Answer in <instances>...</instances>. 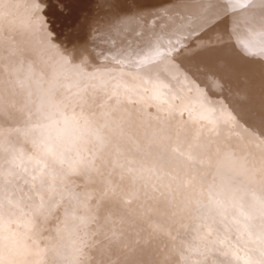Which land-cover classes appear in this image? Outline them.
<instances>
[{"label":"rangeland","instance_id":"1","mask_svg":"<svg viewBox=\"0 0 264 264\" xmlns=\"http://www.w3.org/2000/svg\"><path fill=\"white\" fill-rule=\"evenodd\" d=\"M2 1L3 6L12 3L6 6L12 12L0 17V125L18 129L29 153L34 152L31 138L51 154L66 153L62 161L70 163L61 162L63 169H72L79 179L76 186L67 177L69 182H55L59 193L67 192L68 183L73 191L82 185L75 191H82L74 202L79 208L90 199L85 187L94 189L92 202L101 205L96 208L111 213L129 201H121L123 187L128 188L137 202L132 220L120 221L123 229L113 228L109 238L118 235L129 248V240L141 238L140 247L176 264H189L200 255L215 264H264V44L259 43L261 52L258 48L246 56L233 45L254 27L253 13L246 11L249 3L237 8L214 0L209 13L201 14L203 5L196 0H164L169 5L152 0L157 2H151L158 11L154 15L151 0ZM253 4H261L264 12V0ZM127 7L138 15L123 14ZM166 7L173 18L180 9L197 16L187 22L194 47L185 42V47H173L151 30L170 23ZM132 16H140V23L127 18ZM125 19L135 23L123 25ZM83 177L86 181L79 183ZM95 189H102L96 193L104 195L102 200L95 198ZM107 204L113 206L106 209ZM127 225L136 230L123 231ZM111 243L107 238L102 246L109 250Z\"/></svg>","mask_w":264,"mask_h":264},{"label":"bare ground","instance_id":"2","mask_svg":"<svg viewBox=\"0 0 264 264\" xmlns=\"http://www.w3.org/2000/svg\"><path fill=\"white\" fill-rule=\"evenodd\" d=\"M5 1H7V2H5ZM5 1L4 2L6 4L9 3L8 0H5ZM9 1H11V0H9ZM98 1H100V0H98ZM125 1H128V0H124V2ZM139 1H137L136 3H139ZM154 1H156V0H154ZM154 1H152V0L150 1V6L152 5L151 2L153 3ZM18 2L20 3V1H18ZM104 2H105V0H104ZM131 2H132V0H131ZM158 2H160V1H158ZM162 2H164V0L163 1L161 0V4H162ZM165 2L163 4H165ZM254 2L256 3V0H254V1L252 0V3H249V5L246 4L247 6H249L246 11H249V12L251 11L253 13V19L251 22L254 23V27L249 29L248 35L242 36L241 40L239 42L236 40L233 41V45L235 48H237V51L240 52V55H245V53L251 54L255 50H258V48H260L259 52H261L260 51L261 45L259 43H261L262 45L264 44V39H263L264 38V31H263V33H261V30H264V29L260 28V27H264V12L260 11V8L263 6L261 4H259L261 6H259L258 4H253ZM133 3H135V2H133ZM141 3L142 2H140L139 7H142ZM155 3H157V2H154V4ZM169 3L166 2V4H168V5H169ZM181 3H182V1H181ZM1 4L2 3L0 2V17L2 16L1 14L3 12L6 14L12 12V11H10L9 8H6V6L7 7L11 6L12 3L11 4L9 3L10 4V5L8 4L9 6L6 4H5L6 6H3ZM16 4H15V6H19L21 4L20 6L22 7V3H20L19 5H16ZM124 4L125 3H123V5ZM144 4H146V3H144ZM148 5L147 4L143 5V7L148 6ZM240 5L245 6V4H239V5L236 4L237 8ZM1 6L4 8H2ZM126 6H128V5H126ZM134 6H136V5L134 4ZM170 6L171 7L174 6V5L172 6V2H171ZM184 6H185V4H184ZM120 7H123L122 4ZM139 7L137 5L136 8H139ZM151 7H153V6H151ZM154 7L152 9H155ZM160 7H162V6H160ZM11 8H12V6H11ZM99 8H100V6L98 7V9ZM127 8H129V7H127ZM127 8H126L127 12H125V9H122L123 12H125L123 14L128 13L129 10H130L129 14L131 13V11H132L131 8H129V9H127ZM156 8H158V7H156ZM170 8L168 9V7H166V9H168L169 12L167 10L165 13L168 12L167 14H169V13L172 14V11L170 12ZM173 8H175V7H173ZM173 8H172V10L174 11ZM219 8H217V10ZM229 8H230V6H229ZM144 9H146V7ZM144 9H143V11H145ZM161 9L163 10V8H161ZM164 9H165V7H164ZM221 9H223V8L221 7ZM87 10L85 12H87ZM134 10H136V9H134ZM150 10L151 9H149L148 11L151 12ZM185 10H187V9H185ZM243 10H245V9H243ZM141 11L142 10L139 11L140 12L139 15L142 14ZM148 11L147 12L145 11V12L149 13ZM155 11H156V9L154 10L153 14L154 13L158 14L157 13L158 11H156V12ZM180 11H181V9H180ZM162 12L160 14H162ZM187 12H188V10H187ZM21 13H23V11L20 12V14ZM91 13H89V14H91ZM99 13H101V11L98 12V15H101ZM132 13H131V15H132ZM174 13H173V15H174ZM212 13H213V11H212ZM222 13H224V12H222ZM102 14H104L103 11H102ZM133 14H136V12L134 11ZM144 14H142V15H144ZM160 14H159V17H160ZM171 14H169L170 15L169 17H172ZM8 15H10V14H8ZM17 15H19V14H17ZM17 15H16V17H18ZM136 15H138V13ZM142 15H141L140 20H142V17L144 18V16H142ZM147 15L148 14H146V16ZM152 15L150 17L151 20L155 17V16L152 17ZM164 15H162V16H164ZM213 15H214V13H213ZM11 16H9V17H11ZM105 16H102V17H105ZM146 16H145V18H147ZM156 16L158 17V15H156ZM165 16H167V15H165ZM13 17H14V15H13ZM19 17H20V15H19ZM134 17L138 18L140 16H138V17L132 16V17H127V18L129 19V18H134ZM200 17H202V16H200ZM215 17H217V16H215ZM1 18H4V16ZM97 18H98V16H97ZM110 18H112V16ZM124 18H126V17H124ZM165 18H167V17H165ZM165 18H164V20H161L162 22L160 21L159 18H157V20L163 24V21L165 22L166 20H168V18L166 20H165ZM5 19H8V17H6ZM19 19L21 20V18H19ZM23 19H22V21H23ZM114 19L116 21V18H114ZM161 19H163V18H161ZM219 19H221V18H219ZM9 20H7V22L11 23V21L13 19L10 20V22H9ZM133 20H127L126 21V19H125L124 22H122V24L125 23V21L126 22L131 21L129 23L131 25ZM147 20L149 21V18ZM151 20H150V22H151ZM136 21H137V19H136ZM158 21H155V22L158 23ZM173 21L169 20L168 22L175 23V20H173ZM24 22L25 21H23V23ZM97 22L95 21V23H96L95 25H97ZM104 22H106V21H104ZM133 22L135 23V21H133ZM143 22H141V23H143ZM155 22H151V23L153 24ZM0 23H1V21H0ZM3 23H4V19H3ZM17 23H18V21H17ZM137 23H140L139 18H138ZM147 23H149V22H147ZM170 23L168 24L166 22L165 24H168V25H165V26H163L164 24L161 26L159 23L158 24L160 26L159 30H158L157 25L155 24L156 25L155 27H157V29L155 28V29H151V30H155V31L157 30L158 32L156 31V34H159V36H163V38L166 40V42L173 47H176V48L177 47H185L184 42L187 44V47H189V48L194 47L193 44H194V41H196V38H193L192 36H194L195 34L193 31H191L192 29L190 28L187 21H185V23L183 22L182 26H180L179 28L171 27V26H173V24L171 25ZM217 23H218V21H217ZM228 23L229 22L226 21V24H228ZM11 24H12V26H11ZM11 24H9L8 26L13 27L14 22ZM125 24H123V25H125ZM145 24H146V22H145ZM186 24L188 26H186ZM15 25H16V22H15ZM15 25H14V27H15ZM19 25H22V24H20V22H19ZM19 25H17V27ZM110 25H108V26H110ZM130 25H129V27H130ZM146 25H148V24H146ZM169 25H171V26H169ZM217 25L220 26L219 24H217ZM223 25H225V24H223ZM68 26H69V24H68ZM100 26L101 25H99V28H100ZM145 26H143V27H145ZM1 27H2V23H1ZM114 27H116V26L113 25V28ZM120 27H122V26H120ZM152 27L154 28V26H152ZM3 28H4V25H3ZM18 28H21V27H18ZM18 28H16V29H18ZM131 28H133V26H131ZM196 28H198V30L200 29L199 27H196ZM59 29H61V28H59ZM66 29H67V27H66ZM104 29H105L104 31L107 32L106 28H104ZM114 30H116V29H114ZM114 30H111V31L114 32ZM117 30H118V28H117ZM6 31L12 32L11 28H8V27L6 28ZM120 31H122V29ZM129 31H131V29ZM155 31H153V32H155ZM62 32H64V31H62ZM118 32H119V30H118ZM189 32L192 33L193 35L192 36L189 35L188 34ZM59 33H61V32H59ZM10 34H12V33H10ZM109 34H111V33L109 32ZM15 35H17V34H15ZM33 36H32V38H33ZM206 36H207V34H206ZM58 39H59V36H58ZM193 39H194V41H193ZM199 39L200 40L202 39L201 36L199 37ZM23 40H24V38H23ZM25 42H26V40H25ZM28 42L29 41L27 40V43ZM222 42H224V41L222 40ZM225 42L228 43L227 41H225ZM256 42H258V43H256ZM29 43H31V42H29ZM190 43H192V44H190ZM197 43H199V42H197ZM203 43H205V42H203ZM15 44H17V43H15ZM22 44H23V42H22ZM188 45H190V46H188ZM203 46L205 47V45H203ZM224 46H221L220 48H222ZM216 47L218 48V46H216ZM226 47H228V46H225L224 48H226ZM263 48H264V45H263ZM20 49H22V48H20ZM228 49H227V51H228ZM230 50L232 51L231 48H230ZM230 50H229V52H231ZM233 50H234V48H233ZM13 51H14V47H13ZM262 54H263V52H262ZM27 55H28V52H27ZM263 57H264V55H263ZM242 59H244V58H242ZM252 59H254V58H252ZM243 63H244V60H243ZM131 67H134V66H131ZM17 72H19V71H17ZM127 72H128V70H127ZM129 72H130V70H129ZM134 73H136V70L134 71ZM15 74H16V72H15ZM0 119H1V117H0ZM5 127H7V128H5ZM17 130L18 129L15 130L14 128H10L7 125H3V124L0 125V153H3L2 154L3 156L0 158V183L3 186V187H1L2 189L0 191V264H46L48 262H49V264H176V262L173 260L167 261V260L163 259L165 257L162 258V257L156 256L154 254V250H152L151 248L140 247L142 244L141 238L129 240L130 243L132 244V245H130L131 248H129V245L127 243H125L126 240H122L117 234L116 235L119 239H110L109 238L113 232H115V231L119 232L118 231L119 228L123 229L122 226L118 225L120 223V221H124V223L126 221L127 223H129L132 220V214H134V211H135L133 207L137 206V202H135V200L133 198V194L131 193V191L128 188H125V187H123L124 189L121 188L122 189V191H121L122 195L120 193L119 194L122 197L121 201L124 200V198H128L126 200H129V201L121 202V204H120L121 206L117 205L118 208L115 209L114 212H111L112 214L109 213V211L105 212V210L99 211L101 205L99 206L97 204L98 202H95V203L92 202L94 200L93 193H92L94 191V189H93V191H91L88 188L90 191L89 190L87 191L86 187H85V191L87 192V196H89L90 199H88L87 202L83 201L82 202L83 204L79 203V208H77V207L75 208L74 202H77L79 197L80 198L82 197L81 193H80L82 191H80L79 194L75 193V191L80 189V187H83V186L78 185L80 187H78V189L73 191V188H71L70 186H69L70 188L68 187V185H69V183H68V185H66L67 186V192L64 193L66 190L64 189V192H63L61 189L62 192L59 193V191H58L59 187L57 185H60V183L55 185L56 184L55 182L58 183V181L61 178L63 180L67 181V179H65L67 177L69 181H73V182L78 181V179H79V176H74L75 178L73 177V173L71 171L72 169H70V171L66 170L67 168L65 169L66 171L63 169V167H65V165H62V164L63 163L66 164V162H69V160L66 162L62 161L65 158L68 159L67 158L68 156H66V153H65V155H63L62 153H58L59 155L58 154H55V155L51 154V152L48 151V149L44 146V144L42 142H40L37 139L35 140V138L28 139V137H27L28 141L33 146L32 150H34L33 153H29L28 147L25 146V139H23L21 137V135L19 136V134L16 133V132H18ZM6 134H8V136H9L8 138H5ZM20 138H22L23 141H21L22 139H20ZM59 157H60V159H59ZM61 162H63V163L61 164ZM86 171H88V170H86ZM82 172L84 173V171H82ZM89 172H90V170H89ZM89 172H87V173H89ZM84 174H85V177H87L86 172ZM101 175H103V174H101ZM94 176H95V174H94ZM96 176L98 177V175H96ZM103 177H105V176H103ZM103 177H102V179H105ZM91 179H93V178H91ZM81 180L84 182L86 181L83 177V179L81 178L79 180V183ZM69 181H67V182H69ZM84 182L83 183L81 182V184L85 185ZM93 182L94 181L92 180V185H94L97 181L94 184H93ZM62 183H64V182H62ZM76 184L77 183L75 182L74 185L76 186ZM64 185H65V183H64ZM74 185H71V186H74ZM90 186L91 185H89V187ZM96 186L99 187L98 184ZM96 186H94L93 188H95ZM104 186H105V184H104ZM111 188H113V187H110V191H111ZM107 189H109V187ZM114 189H117V188H114ZM52 190H55V192ZM95 190H97V189H95ZM101 190L102 189H100V191L97 190L95 192V195H94L95 198L97 196L96 193L103 192ZM78 191H76V192H78ZM113 191H111V192H113ZM115 193H116V191H115ZM83 194H85V193H83ZM78 195H80V196L78 197ZM107 195L108 194H106V196ZM99 196L101 197V195H99ZM84 197H85V199L83 198V200H86L85 195H84ZM97 198H98V196H97ZM101 198L103 199L104 195ZM101 198H98V199L100 200ZM106 199L110 200L109 197ZM106 199L104 200V202L106 201ZM115 199L117 200L118 198H114V201H115ZM84 203H86V204H84ZM108 203H111V202L109 201ZM114 203H117V201ZM114 203H113V205H115ZM113 205H111V206H113ZM76 206H77V203H76ZM96 206H99V209L96 208ZM109 206L107 204V206L105 208L107 209V207H109ZM96 209H98L97 212H96ZM82 211H84V212L82 213ZM126 227H128V228L124 229L123 231H125L127 233H129V230L131 232H133V230H136L133 225H127ZM113 228L115 231L113 230ZM20 230L22 231V233H20ZM23 230H28V232H26L28 234L24 233ZM123 231L121 232V234H124ZM188 234H191V233L188 232ZM28 238H29V240H28ZM107 238L112 242L110 248L113 249V251L111 249L105 250L104 247L102 246V244L104 243V241ZM16 242H18V243H16ZM208 259H209V257H207V255L206 256L200 255L199 259L189 261V264H215L214 262L211 261L212 259H209V260Z\"/></svg>","mask_w":264,"mask_h":264},{"label":"snow or ice","instance_id":"3","mask_svg":"<svg viewBox=\"0 0 264 264\" xmlns=\"http://www.w3.org/2000/svg\"><path fill=\"white\" fill-rule=\"evenodd\" d=\"M225 2L235 3L237 5L239 4H248L251 3L252 0H225ZM196 3L203 5V7L200 9V13L203 14L205 12H208L211 10V6L214 3V0H196ZM169 20L175 19L177 23L173 24L174 28H179L182 26L183 22L187 20L188 23H193L196 21L197 16L196 15H187L182 13L181 11H176L173 17H168Z\"/></svg>","mask_w":264,"mask_h":264}]
</instances>
